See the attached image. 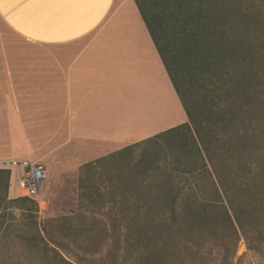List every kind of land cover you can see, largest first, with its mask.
I'll return each instance as SVG.
<instances>
[{
	"label": "trees",
	"instance_id": "1",
	"mask_svg": "<svg viewBox=\"0 0 264 264\" xmlns=\"http://www.w3.org/2000/svg\"><path fill=\"white\" fill-rule=\"evenodd\" d=\"M134 3L188 121L103 158H118L114 174L102 175L95 163L85 165L94 177L80 180L77 215L106 210L108 217L93 218L102 233L94 237V228L86 227L85 238L95 239L98 247L108 237L114 257L121 255L114 259L119 264L183 263L211 246L228 264L241 239L248 251L262 253L264 0ZM161 140L166 160L171 157L168 170L159 172L156 154L145 151L133 166L126 163L134 147ZM178 178L195 186H179ZM8 187L9 172L0 170V219L6 210H22L33 232L26 243L44 263L76 264L59 251L64 245L53 231L40 228L31 215L28 206L35 201L8 199ZM82 232L72 222L61 229L75 244Z\"/></svg>",
	"mask_w": 264,
	"mask_h": 264
},
{
	"label": "crops",
	"instance_id": "2",
	"mask_svg": "<svg viewBox=\"0 0 264 264\" xmlns=\"http://www.w3.org/2000/svg\"><path fill=\"white\" fill-rule=\"evenodd\" d=\"M0 17L26 41L56 47V126L69 128L78 144H98L90 158L187 122L134 0H0ZM18 69L21 91L11 86L15 68L8 65L5 71L14 115L16 95H30L29 68ZM21 125L29 126H13Z\"/></svg>",
	"mask_w": 264,
	"mask_h": 264
},
{
	"label": "rangeland",
	"instance_id": "3",
	"mask_svg": "<svg viewBox=\"0 0 264 264\" xmlns=\"http://www.w3.org/2000/svg\"><path fill=\"white\" fill-rule=\"evenodd\" d=\"M56 52L57 49L54 46L26 41L8 27L0 17V159L29 158L44 165L47 177L41 186L39 200L35 202V206L28 207L32 209L31 215L35 217L40 228L47 227L52 230L57 239L62 242L65 251H59L68 260L76 264H119L114 259L121 258V255L114 257V245L108 237L107 241L101 242L97 247L95 239L89 241L84 236V229L88 227L87 230H89L93 227V236L100 237L103 226L94 219L101 221L108 219L106 210L87 216L77 215L80 210V180L83 179L84 183H89L94 177L92 173L85 172V165L95 163V167L102 175L109 172L114 174L117 169V164L115 165L114 162H118V158L116 160L102 159L119 150L92 159L90 157L98 153V144L86 142L78 144L72 140L69 128L56 126L53 96V58ZM8 65L15 68L11 76V86L18 91H21L23 87V76L18 68L24 67L27 70L29 68L25 80H30V86L27 84L30 95H16L19 106L18 115H14L12 111V96H10L8 76L5 72ZM15 123L29 126L15 127L13 126ZM158 142L156 144L148 142L134 147L125 158L126 163L133 166L145 151L147 155L156 154L159 172L168 170L171 168L168 166L170 154L166 160L165 152L168 153V151L160 146L163 143L162 140ZM137 143L126 144V147ZM177 183L179 186H195L192 181L185 179ZM105 185L102 184L101 187ZM23 215L25 214L22 210L13 208L6 210L3 219H0V264H45L38 250L26 243L25 238L33 232ZM65 219L68 220L65 221ZM52 222H59L61 225H52ZM69 222H72L76 230L83 231L84 237H78V245L70 237H64L61 234V229ZM69 232L74 233L73 230ZM86 243L90 246H85ZM182 260L183 263L178 261L175 264H223L222 253L213 246L204 248L201 256L193 261L188 257L187 260ZM228 264H264V251L260 254L248 251L244 240L241 239L235 256Z\"/></svg>",
	"mask_w": 264,
	"mask_h": 264
},
{
	"label": "built area",
	"instance_id": "4",
	"mask_svg": "<svg viewBox=\"0 0 264 264\" xmlns=\"http://www.w3.org/2000/svg\"><path fill=\"white\" fill-rule=\"evenodd\" d=\"M0 170L9 172L8 199L28 198L38 202L47 171L29 158L0 159Z\"/></svg>",
	"mask_w": 264,
	"mask_h": 264
},
{
	"label": "snow or ice",
	"instance_id": "5",
	"mask_svg": "<svg viewBox=\"0 0 264 264\" xmlns=\"http://www.w3.org/2000/svg\"><path fill=\"white\" fill-rule=\"evenodd\" d=\"M34 2H42V0H34ZM65 2H88V0H65Z\"/></svg>",
	"mask_w": 264,
	"mask_h": 264
}]
</instances>
